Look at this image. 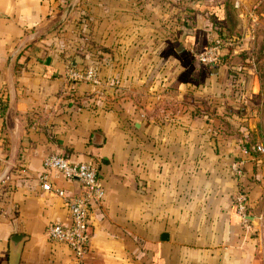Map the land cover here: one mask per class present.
<instances>
[{
    "label": "crops",
    "instance_id": "crops-1",
    "mask_svg": "<svg viewBox=\"0 0 264 264\" xmlns=\"http://www.w3.org/2000/svg\"><path fill=\"white\" fill-rule=\"evenodd\" d=\"M70 1L0 0V264H70L44 232L69 222L61 197L38 186L53 152L94 161L104 188L89 208L86 264H250L225 167L241 157L249 172L250 156L216 130L244 116L233 83L243 77L233 58L195 57L224 30L225 11H240L235 0H73L57 22ZM87 64L98 83L66 77ZM14 232L25 235L16 256Z\"/></svg>",
    "mask_w": 264,
    "mask_h": 264
},
{
    "label": "rangeland",
    "instance_id": "rangeland-1",
    "mask_svg": "<svg viewBox=\"0 0 264 264\" xmlns=\"http://www.w3.org/2000/svg\"><path fill=\"white\" fill-rule=\"evenodd\" d=\"M234 2L240 11H230L227 30L224 29L220 37L224 42L223 49H228V56L237 61L238 71L243 77L245 93L238 102L239 106L245 109V113L240 119L234 118L231 122H226L228 119L223 118L221 119L223 122H220L218 119L217 129L215 126L212 128L221 136H228L234 148L245 147L248 151L245 154L250 156L252 164L249 163L247 169L252 180V188L257 189L255 200L247 201V210L252 221L246 230L241 224L234 230L236 229L237 233L240 230L247 233L244 250L251 258L250 264H264V213H259L257 203L262 196L264 197V0ZM198 117L206 119L202 113ZM256 144L261 146V150H256ZM231 182L233 189V179ZM227 201L228 198L222 200L221 205L228 204ZM229 202L232 203L231 198ZM219 221L220 218L216 217V224L221 227Z\"/></svg>",
    "mask_w": 264,
    "mask_h": 264
},
{
    "label": "built area",
    "instance_id": "built-area-1",
    "mask_svg": "<svg viewBox=\"0 0 264 264\" xmlns=\"http://www.w3.org/2000/svg\"><path fill=\"white\" fill-rule=\"evenodd\" d=\"M223 41L214 37L201 51L195 53V57L202 63H214L221 59ZM66 77L72 81H88L98 83V75L94 64H87L84 68L75 69L67 67ZM256 150H261L259 144ZM242 152L247 153L245 147ZM42 171L38 174V186L42 191H51L61 197L68 210L69 222H50L44 232L48 239L64 243L70 251V264H86L85 259L89 251V208L99 202L104 195V188L97 174V167L92 160H70L61 153H47L42 158ZM244 160L236 157L229 163L231 174L238 179L237 185L243 174ZM48 171H53L62 177L76 179L81 185L80 192L67 193L62 188L52 184ZM248 195L242 188H237L233 199L235 212L239 223L246 230L250 227V215L247 210Z\"/></svg>",
    "mask_w": 264,
    "mask_h": 264
},
{
    "label": "trees",
    "instance_id": "trees-1",
    "mask_svg": "<svg viewBox=\"0 0 264 264\" xmlns=\"http://www.w3.org/2000/svg\"><path fill=\"white\" fill-rule=\"evenodd\" d=\"M227 7V6H226ZM230 11H231V9L230 10H228V11H225V18H226V24L224 25V29H226V27L228 26V19L230 18ZM227 30V29H226ZM216 31H217V35L215 36V37H218V38H221L220 36H222V32L223 31H221V29H219V28H216ZM210 43V42H209ZM223 54V53H222ZM229 55V51L227 50L226 52H225V54L224 55H221V59L218 61V62H214L213 64H215V63H219V62H222V61H225V62H227L228 64H233V63H231V57H229L228 56ZM228 56V57H227ZM200 62V61H199ZM200 63H202V62H200ZM206 64H208V63H206ZM239 75V73H235L234 74V79H233V83L235 84V87H236V89H239V90H242L243 89V87H240V82L236 79L237 78V76ZM241 76H242V74H240ZM239 92H241V91H239ZM239 94V93H238ZM6 106H7V101H6V98H2V97H0V118H2V117H4V113H5V109H6ZM229 163H230V161L225 165V167H226V169H227V171L230 173V175L232 176V179H233V181H234V184H233V189H232V197H231V201H232V208H233V210L235 211V209H234V205H233V199H234V195H235V193H236V190H237V188H242V189H244V191H246V193H247V195H248V201H250L251 200V188H252V180H251V178H250V175H249V173L246 171V169L245 168H243V174H242V176H241V178H240V182H241V185H237V183H238V179H236L232 174H231V172H230V169H229ZM97 167V166H96ZM9 190V187H8V185H6V184H0V196L1 195H5L6 193H7V191Z\"/></svg>",
    "mask_w": 264,
    "mask_h": 264
},
{
    "label": "water",
    "instance_id": "water-1",
    "mask_svg": "<svg viewBox=\"0 0 264 264\" xmlns=\"http://www.w3.org/2000/svg\"><path fill=\"white\" fill-rule=\"evenodd\" d=\"M73 0H71L61 11L60 13V16H59V19L57 22H60L62 21L66 14L69 12V10L71 9L72 5H73ZM72 64L74 65V59L72 61ZM11 98V88H9V100ZM3 170L0 172V179L3 175ZM251 218V216H250ZM91 230V227L88 226L87 227V231L90 232ZM25 238V235L22 234V233H17V232H14L10 235L9 237V241H8V246L10 248V252H12L14 254V256H16L19 252V248H20V245H21V242L23 241V239Z\"/></svg>",
    "mask_w": 264,
    "mask_h": 264
}]
</instances>
